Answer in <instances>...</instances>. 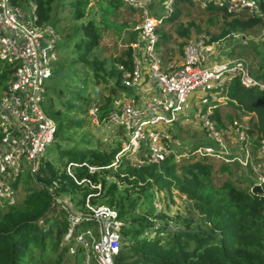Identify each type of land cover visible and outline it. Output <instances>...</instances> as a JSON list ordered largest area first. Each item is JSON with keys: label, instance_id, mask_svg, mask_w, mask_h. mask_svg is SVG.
I'll return each mask as SVG.
<instances>
[{"label": "trees", "instance_id": "1", "mask_svg": "<svg viewBox=\"0 0 264 264\" xmlns=\"http://www.w3.org/2000/svg\"><path fill=\"white\" fill-rule=\"evenodd\" d=\"M10 2L25 11L29 9L30 3H34L37 23H48L54 29L61 20L58 16L57 0H10ZM118 3L115 0H108L107 3L100 1L101 24L88 19L77 25L74 33L70 34L78 36L72 49L74 57L68 63L72 66L74 74L62 77L61 82L67 84L66 80H74V84L82 82L83 87L74 86L75 93L64 98L63 110L54 109L53 95L57 92L48 91L45 110L56 123L55 138L65 136L71 140L68 133L82 127V123L74 117L77 111H84L85 105L90 103L86 92L91 83L104 86L113 84L112 92L118 89L120 95L124 93L128 96H137L121 82L123 71H130L133 68L132 51L128 43L136 39V33L127 31L123 39V43L127 45L123 46L119 53L105 55V49L100 45L101 29L113 26L111 15L117 11ZM259 3L264 8V0H260ZM67 4L72 19L77 21L86 15L89 0H74ZM191 4L187 0H176L170 13L162 11L164 20L157 28V32L158 44L165 46L164 51L169 50L170 46L165 44L171 39L173 32L179 38H188L191 27L200 32V27L195 23L190 22L188 26H184L181 20L182 16L188 14L184 7ZM157 7L152 5L154 15L159 13ZM202 10L219 16L222 20L219 33L210 34L209 41L220 40L234 31H247L263 23L259 16L235 17L212 5ZM167 24H175L172 32L167 31L165 27ZM179 46L181 52L183 43ZM13 70L14 66L11 63L0 61L2 94L12 79ZM260 70L261 75H264V67ZM100 98L96 100L99 102L101 100L100 109L104 114L111 106L112 99L110 96ZM228 99L227 105L236 108L240 116L252 114L248 134L255 135L256 138L262 137L264 91L256 87L246 88L238 79H233L228 86ZM213 118L221 124L218 107L214 110ZM226 120H232L230 114L226 115ZM118 130L121 132L120 128ZM255 141L256 139L253 143ZM188 143L191 148L198 144ZM120 146L118 142L110 152H101L97 149L87 151L65 149L71 155L66 162H86L93 166L105 167L111 164ZM213 166L209 157L185 159L177 163L173 156H168L160 163L141 167L132 166L128 161L122 160L115 168H102L94 173H88L85 166L75 168L78 180L88 177L91 181L101 184L104 194L109 196V206L115 207L118 201L117 212L120 219H125L134 209L135 201L125 208L121 201L115 199L116 180L110 181L107 189L105 188L106 174L109 173L138 194L145 193L149 187L169 192L176 190L186 196L199 217L195 223L192 217H187L184 225L175 227L172 225L168 227L169 223L166 222L154 228L152 219L155 217L150 216L143 217L136 223L125 222L121 229V247L114 256V264H264V194L252 192L250 190L252 184L241 187L228 179L220 184L215 183ZM224 169H228L227 164L222 168ZM22 177L24 176L17 177L12 184L15 190L18 184L23 183V198L0 203V264H36L47 258L52 260L48 264H62L67 253V244L60 246V242L67 233L68 223L65 211L56 207L53 195L47 187L55 181L58 192L63 190L71 195L79 194L77 202L82 206L88 195L92 203L98 196L93 195L94 190L88 185L77 184L51 160L42 161L35 178L28 174L23 180ZM92 222L93 220H87L86 224L90 225ZM146 230L148 234L144 235ZM74 264H78L77 259L74 260Z\"/></svg>", "mask_w": 264, "mask_h": 264}, {"label": "built area", "instance_id": "2", "mask_svg": "<svg viewBox=\"0 0 264 264\" xmlns=\"http://www.w3.org/2000/svg\"><path fill=\"white\" fill-rule=\"evenodd\" d=\"M115 1L126 5L138 15L136 23L130 28V31L136 33V39L128 43L132 51L133 68L123 71L121 82L134 92L138 87L150 85L153 95L146 106L140 107L137 97L122 93L104 114L100 109L101 103L93 101L89 114L94 122L120 128L123 145L114 155L111 164L105 167L68 161L63 171L77 184L88 185L94 190L93 195H100L101 184L88 177L78 180L75 168L85 166L88 173H94L102 168H115L122 160L141 167L160 163L168 156H173L177 163L194 157H210L228 163L231 152L226 147L227 139L235 138L244 154L243 164H251L257 174L250 190L254 185H260L264 192V135L254 137L258 160L253 161V136L247 132L252 114L241 115L231 121L221 118V124L213 118L215 108L228 103V86L233 79H238L246 88L256 87L264 91V75H261L260 68L253 69L250 62L241 56L217 63L208 62L207 53L213 50L218 40L209 41L211 35L205 33L184 42L179 63H168L163 59L164 54L158 44L157 28L163 23L164 15L153 14L152 5L157 4V0ZM187 1L201 9L209 5L219 7L235 17L264 18L260 0ZM175 2L160 0L159 5L163 12L170 13ZM35 9L34 3H30L29 9L25 11L10 0H0V61L14 66L12 79L0 97V203L15 200L12 183L17 177L26 173L35 178L46 148L54 141L57 130L56 123L46 113L43 103H46L48 95L45 82L55 72L53 63L58 58L56 44L60 37L52 25L37 23ZM230 35L238 37L235 32ZM120 68L123 69V66ZM194 90L206 91V95L201 98V107L195 112V118L201 124V133L215 145L200 141L196 147L191 148L188 142L186 145L169 128L181 122V116L188 121L187 98ZM159 124L168 128H158ZM57 188L55 181L47 187L56 207L65 211L68 229L62 244H67V253L74 259L80 254V264H114V256L121 247V229L124 225L117 210L109 205L92 203L90 195L85 198V211L75 210L74 202L62 199ZM154 205L160 208L158 204ZM87 220L93 222L89 225L86 224ZM152 221L154 228L157 227L156 219ZM147 234L148 230L144 232V235ZM73 243L76 247H73ZM67 259H64L65 264H74V261L69 263Z\"/></svg>", "mask_w": 264, "mask_h": 264}, {"label": "rangeland", "instance_id": "3", "mask_svg": "<svg viewBox=\"0 0 264 264\" xmlns=\"http://www.w3.org/2000/svg\"><path fill=\"white\" fill-rule=\"evenodd\" d=\"M74 0H57L58 7V24L55 26L56 33L59 35L60 40L56 44L57 60L53 63L55 69L54 77L52 80L45 82V88L48 91L55 93L53 95L54 99V109L63 110L64 98L66 99L71 93H75L76 87H83L82 82H76L74 80H66L67 84H63L61 81L62 77L70 76L74 74L72 71V66H69V61L74 57L72 53L73 45L78 36H71L74 33V29L77 25L82 22L87 21L88 19L94 20L101 24L100 16L102 10L100 9V1L107 3L108 0H89L87 6L86 15L80 20H74L71 17V12L69 11L68 2ZM160 0H157L158 12L162 13ZM184 10L188 13L185 16L181 17L184 26L188 24L195 23L200 27V32L198 33L194 27H191L190 36L188 38H179L173 32L171 39L165 44L169 47L168 51H164L165 46L161 45V51L164 54L163 59L168 63H179L181 60V52L179 50L180 43H183L191 38L199 35L200 33L213 34L219 33L221 18L219 16H213L209 12L202 10L199 6L191 4L190 6L184 7ZM138 15L131 11L126 5L121 2L118 3V9L115 13L111 15V20L114 22L111 28L101 29L102 31V40L100 45L105 49V55H111L119 53L123 47V39L127 35V31H130V28L136 23ZM173 25H165L167 31L173 29ZM238 34L237 38H233L231 35L225 37L224 39L218 40L217 43L213 45V50L207 53V59L210 63H217L221 61H226L235 56L245 57L252 65V68L257 67L263 69L264 67V18L263 23L255 26L252 29L247 31H234ZM71 34V35H70ZM171 52V53H169ZM91 75V74H89ZM81 81V78L80 80ZM113 84H108L106 86L102 84H93L87 88V98L90 99V103L86 106L84 111H77L75 114V119L79 120L82 123L80 129L72 130L68 134L70 139L67 137H58L49 144L44 153V159L53 161L57 167L64 169L67 159L71 155L67 153L65 149H77L79 151H87L91 149H97L101 152H110L113 148L118 145L120 142L121 146L123 145V134L118 130L117 126H104L99 125L94 122L93 117L89 114L90 104L100 97L110 96L112 102L115 99H118L120 96V91L115 90L112 92ZM153 88L150 85H146L142 88L138 87L135 91L138 100V106H146L147 102L151 100L153 95ZM208 92V91H207ZM2 93L0 92V95ZM206 95V91L194 90L192 91L187 98L189 104V109L187 111V120H183L182 116L180 117L181 122H177L173 125H170L169 128L172 133H175L181 138V141L190 142H200L205 141L206 144L215 145V143L207 138L201 133L200 122L195 118V112L198 108L201 107V98ZM100 98V99H101ZM101 103V100H100ZM103 103V102H102ZM112 104V103H111ZM82 105V107H85ZM45 109L46 103H43ZM204 107V105H202ZM78 110V109H76ZM46 111V110H45ZM219 112L222 119H226V115L230 114L232 118L240 116V112L236 110L233 106L230 105H219ZM242 123H246L241 119H236ZM250 122H248V125ZM158 128L167 129V126L159 124ZM255 135H253L254 141ZM228 144H226L227 149L231 152V155L226 156L229 160L218 161L214 158L209 159L213 162V181L217 184H220L223 180L228 179L233 181L237 186L245 187L248 185H253L257 179V174L253 171L251 164H243V151L240 149L239 144L236 142L235 138H228ZM187 145V144H186ZM256 142L253 143L251 149V159L253 161L258 160V154L255 151ZM64 150V151H62ZM181 151V150H180ZM195 156V155H193ZM198 157H194L197 159ZM242 161V162H241ZM227 164L228 169L222 170ZM29 171V168H27ZM264 173V171H263ZM25 174H22V180L25 178ZM112 173L106 174L107 184L106 189L110 181L113 179L116 180V188H114V197L122 202L123 206L127 208L129 204L135 201L134 209L127 214L125 219H121L124 224L132 222H137L143 217H155L158 225H164L168 222L172 226L184 225V220L187 217H192L194 223L198 222V215L191 206V202L186 198L185 195L180 194L176 190H171V192L166 190H160L157 188H147L145 193H140L130 190V186L126 183L118 181L113 177ZM264 176V175H263ZM251 185V186H252ZM250 186V188H251ZM23 183L18 184L15 188V200H20L24 196ZM138 188H136L137 190ZM61 193V198L74 202V209L79 211H85L84 206L79 204L77 200L79 199V194L71 195V193L65 192L63 190L59 191ZM264 194V192L262 193ZM98 196L93 203L105 204L109 203V196L104 194V190ZM1 202V201H0ZM158 204L160 208H156L154 204ZM114 207V206H113ZM118 209L117 205L114 207ZM167 224V225H169ZM87 227L88 225H84ZM84 229V227L82 228ZM63 241V239H62ZM61 241V242H62ZM60 242V246H62ZM73 247H76V244L73 243ZM67 262L72 263L75 259L70 256L68 253L65 254ZM64 258V259H65ZM51 258L44 259L42 262L36 264H48L51 263ZM77 262L80 264L81 255H77ZM62 264H65L62 262ZM94 264H96L94 262Z\"/></svg>", "mask_w": 264, "mask_h": 264}, {"label": "water", "instance_id": "4", "mask_svg": "<svg viewBox=\"0 0 264 264\" xmlns=\"http://www.w3.org/2000/svg\"><path fill=\"white\" fill-rule=\"evenodd\" d=\"M252 192L262 194L263 190L260 185H254L251 189Z\"/></svg>", "mask_w": 264, "mask_h": 264}]
</instances>
